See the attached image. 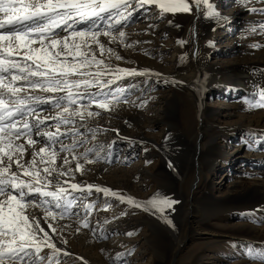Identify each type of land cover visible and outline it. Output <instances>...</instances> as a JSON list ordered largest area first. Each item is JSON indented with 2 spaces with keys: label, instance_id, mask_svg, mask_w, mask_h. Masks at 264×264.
Returning <instances> with one entry per match:
<instances>
[{
  "label": "rangeland",
  "instance_id": "1",
  "mask_svg": "<svg viewBox=\"0 0 264 264\" xmlns=\"http://www.w3.org/2000/svg\"><path fill=\"white\" fill-rule=\"evenodd\" d=\"M263 1L264 0H209V3L213 6L214 15L223 16L224 19L217 27L216 32H214L212 36L205 39H203V37L198 38L197 36V33L202 34V17L204 19L208 17H215L214 15H206L208 12L207 5L201 4L200 10H197L195 7L193 8V11L196 10L198 15L200 13V15L202 14L203 16L200 18L197 16L195 19L196 21L184 23V31L179 34V36H175L174 34L175 30L172 26V21L174 22V20H172L170 16H172V18H185V16L190 12H187V14L183 11L166 12L167 16L163 17V21L161 20L160 23L155 24L153 29H151V33L156 35L158 38V42H156V44H153L155 43V40H151L152 35L148 32V30L139 32L140 34L142 33L141 35L145 36L144 40L141 39V42L134 39V43H132V38H129L127 35H130L131 32L135 33L133 29H139L144 26L146 24V22H144L145 20L150 21L156 17L161 18L160 13L162 10L159 7L154 8L153 6H143L135 11L136 14L139 13L138 16H135L132 9H135L136 5L134 4L135 2H132V7L129 9V11L132 12V15L128 20L122 21L120 25H117L119 30L126 33L124 44H128V40H131V43H129L132 47L129 48L145 50L142 51L144 53H146L147 50V53L153 56L154 59H157L161 63H166V73L170 75L186 74L191 71L192 66L199 64L204 72L205 78H207L206 82H213L209 90L205 92V96H199L193 93V98L195 97L193 99L195 103L194 109L191 105V101L186 97L188 95L186 94L185 96L179 93V89L183 87L181 86L182 84L170 77L166 78L160 74L158 75L160 77H153L151 74L146 73L141 74L142 76L138 75L139 77H137V75H134L132 78L126 76V80L121 79L118 84L117 82L114 83V91H119L120 88H123L125 90L124 95L128 97L129 102L136 103L134 104V106L136 105L134 109L135 112L130 110L128 106H125L127 108L123 107L124 111L121 109L111 110V112L106 111L105 113L98 110L94 111L99 112L100 115L86 119V121H84L85 126L79 129L80 132L85 133L89 142H86L83 146L78 147L77 151L83 153L89 148L93 149V151L99 149L101 157L99 160H96L92 153H89V156L95 160V163H99V166H106L107 171L122 168L125 172L135 170L139 173L140 178L138 177V180L136 179V186H138L140 192L142 193L138 200L140 203H143L151 200L154 196H156V194H161L162 192L159 189L168 184L170 180L169 172L172 170L170 168H166L167 170L164 168V161L167 162L168 157L165 151H163V145L167 143L179 144V142H181L179 141L181 137L183 139L189 138L195 145V148H192V151L194 150L192 154L193 156L189 158V163L186 167L184 166V162L181 161L178 166L180 170L177 169L172 171L176 179L177 189L184 192V195L180 194V199L181 201L185 200L184 202L182 201L185 206H183V210L186 209L185 211L191 209L190 207H192V201L195 200V198L199 197L198 199L200 200L204 197L205 193L209 192L210 189L214 191L215 197L218 199H229L235 191L234 193H230V190H228L227 187L230 184V180L238 177L239 175L248 174L250 178L246 180L257 179L252 177L250 174H252V172L255 174L258 170L264 171V159H258L253 153V149H255L258 145L264 149V132L258 134L255 130L252 131L244 126H240L239 123H233L234 121L231 122V119H228L227 116H225L226 114L224 111L229 110L228 107L230 106V108L238 107L247 109L248 112L250 111L252 114H256V112L264 110V107L249 109V102L259 100V96H254V93H258L261 86H264L263 84H260V87L258 84L252 86L251 88H254L255 92L253 91L250 94L245 93L240 86H226L228 82L239 80L235 73L231 75L230 67L233 64L234 66L242 67L244 64L240 63L239 65L235 61L239 62L247 58L251 59L252 56L255 57L256 55L252 54L250 48L255 49L257 43L261 40L259 35L262 36V34H264V28L261 27V25H264V20L259 17L263 16L264 18V12H261V9H264V7H261V3H263ZM231 16L235 17L232 19L230 18ZM214 20H216V18H214ZM100 26L101 29L104 28L103 24ZM112 33L117 32L114 29L112 30ZM65 35H67V33H65ZM146 38L150 40H147ZM108 39L109 37L105 36L102 40V42L106 44V47L111 49L120 48L119 41L115 40L112 43H107L109 41ZM147 41L149 42L147 43ZM150 44L153 45L151 46ZM181 44L185 45V47H182ZM35 46L37 45H33V47ZM172 46H175L177 55H174L175 51ZM92 48L95 49V46L92 45ZM120 52V50L119 52L116 51L118 54ZM97 55L99 56V53H97ZM119 55L121 56L122 54ZM156 56L158 57L156 58ZM113 57L117 60L115 56ZM122 57L124 58V61H129L131 63L129 66L123 65L124 68L150 69V64L148 62L143 61L134 63V61L128 60L126 56L123 55ZM170 60L173 62L170 63ZM105 62L112 65V60H109V58L106 59ZM251 63L253 62H249L246 65L252 68L249 65ZM150 83H152V85H150ZM89 91L96 92L97 89L90 88ZM164 91L171 92L170 95L172 101L175 94L178 93L177 95H179L178 98L181 104V108H179L178 111V117H180L181 122L179 127L173 128L168 123L162 122L157 118L158 112H156V109L158 107L155 106L152 109V107L150 108L148 106L151 103V105H155L158 101L160 102V99H162L161 97L163 96L162 92L164 93ZM148 94H150V96H148ZM151 96L154 98H151ZM196 96L202 97L204 102L202 103L216 112L215 121L210 122L213 124H205L203 130V132L206 131L205 133L208 137H210L205 141L200 140V142L194 137L198 128L199 113L201 111L200 101L199 99L197 100ZM137 97H140V101H142L139 105L135 101L137 100ZM155 100L157 102H155ZM145 101L147 103H145ZM162 107H164L162 110V120H166L167 116L163 112H169V106L165 103ZM93 108L91 107L89 110L92 111ZM57 111H59V109L52 110V114ZM125 111L126 114L124 113ZM145 114H148L150 119L155 118L153 120L159 121V123L155 124L153 128L151 127L152 129H148L150 131L147 130L150 121H146L145 125L143 124L137 126V121L134 122L132 120V117L134 118L135 116H138L141 119V117L143 118L142 115ZM79 124L80 121L77 118V125ZM145 127L146 132L144 130L143 134L142 131V136L134 133L137 132V130L139 131V128ZM90 129L96 130L94 138L92 132L89 131ZM211 137H215L217 139L218 149L216 152L218 153V156L215 158V165L211 169H203V172L198 175V171L194 164L195 151L197 153V148L200 143L202 145L201 148H203V150H207ZM70 139L71 138H67V142H69ZM239 147H241L242 150L239 149ZM249 150L250 152L248 154L247 152ZM68 159L71 161L70 157ZM72 164L73 162L71 161V165ZM107 171L104 174H106ZM113 183L111 184L112 190H110V192L118 193L119 196L111 194L105 196L104 192L101 191L98 193L100 201L95 207L99 209H107L108 212L112 213L114 218L113 221H115L121 229H123V231L131 230L134 233V237L131 238V241L123 244V250H125V253L122 252L119 257L116 256V259H113L117 261V264H233L234 261L237 260L238 255H240L242 250L238 247V241L234 236H230L229 234L224 235L225 237H221L219 239L208 234L193 235L194 240L197 239V241L189 243L186 249L181 251L178 255H174L173 250L165 251L164 253V250L157 247L156 243L158 238L155 237L154 234L152 235V228L154 225H158L162 230L172 229V226L165 222V218H167V220H170L169 217L171 218L169 215V207H164L160 210L152 207L148 211L140 207H136L135 205L127 202V198H129L127 193L131 191L127 189L124 182H122V184L121 181L115 179ZM88 184L89 183L84 184L85 187L82 192H77V196H80V200L73 206L75 214L79 216H83L85 214L86 204L89 202L86 187ZM162 195L172 200L167 192ZM121 196L126 198L124 202H121L119 198ZM103 201L105 202L102 203ZM248 207L249 206L247 205L242 207L241 213L247 215L249 218L251 217L252 221H254V225L260 226L261 223L264 222V211L261 212L260 209L255 206L253 207L252 205H250L249 208ZM246 208L248 210H246ZM218 212L219 213L213 217V222H211V224L215 227H217L220 221H223V223L226 222L224 221V218L227 217L229 220L233 218V213L229 210H219ZM173 216L177 215L173 214ZM183 225L187 227L188 222H184ZM215 227L211 228L210 231H212ZM219 230L221 231L220 228ZM111 238H114V236ZM166 240L167 239L165 237L162 238V241ZM200 243H206L203 249H198V245H200ZM250 253L253 252L249 251L248 255ZM241 254H243V257L245 256V259L247 258V254H245V252ZM156 255L159 256L161 260H157ZM71 257H76L78 264H87L85 260L80 259L74 252H70L69 258ZM253 257H255V254ZM198 259H200V261H198ZM67 262L68 260L66 259L61 262V264H67ZM68 263L74 264L71 261Z\"/></svg>",
  "mask_w": 264,
  "mask_h": 264
},
{
  "label": "snow or ice",
  "instance_id": "2",
  "mask_svg": "<svg viewBox=\"0 0 264 264\" xmlns=\"http://www.w3.org/2000/svg\"><path fill=\"white\" fill-rule=\"evenodd\" d=\"M152 2L135 0L136 8L132 11ZM201 4L208 7L206 15L215 14L209 0H169L160 3L159 8L162 12H191L193 7L199 10ZM131 7L132 0H0V264H59L56 256L60 250L51 242L41 221L54 233L56 229L49 217L56 220L73 215L69 209L80 200L74 193L85 187L73 182L74 173L85 171L81 160L94 162L89 153L96 160L101 158L99 149L76 151L89 142L79 130L85 126L84 121L100 115L89 110L91 106L109 111V105L129 102L123 88L113 91L111 86L120 73H138L106 63L111 56L117 60L124 58L106 47L99 36L110 37L107 43L117 38L124 43L126 33L117 25L129 19ZM105 19L113 23L101 29L98 21ZM113 29L118 37L112 35ZM90 88L97 91H89ZM254 96H259V100L249 102V108L264 107V86ZM54 109L59 111L53 115ZM49 121L55 124L50 125ZM62 125L71 127L61 132ZM49 127H54L55 132L49 131ZM89 131L94 138L96 130ZM62 137H70L72 142L66 144ZM60 153L71 155L76 161L75 169L70 166L68 155L57 167ZM26 154L30 156L27 160ZM86 187L89 195L94 188L105 196H119L97 185ZM119 198L121 202L126 199ZM127 202L146 211L179 203L162 194L143 203L131 198ZM29 207L41 208L44 215H28ZM92 207L88 204L85 210ZM165 222L174 227L167 218ZM88 226L85 218L82 227ZM45 247L52 249V253L41 255Z\"/></svg>",
  "mask_w": 264,
  "mask_h": 264
},
{
  "label": "bare ground",
  "instance_id": "3",
  "mask_svg": "<svg viewBox=\"0 0 264 264\" xmlns=\"http://www.w3.org/2000/svg\"><path fill=\"white\" fill-rule=\"evenodd\" d=\"M132 2H135V0H132ZM167 2H169V0H153V2L151 4L145 3L144 6H148V7L153 6L154 8H158L160 3H167ZM134 4L136 5V3H134ZM258 4H260V3H258ZM261 7H264V1H263V3H261ZM133 14H135V16H138L139 13L136 14L135 11H133ZM160 14H161V18L156 17L150 21L143 19V20H145L144 22H146V24L144 26L141 25L142 27L139 29H133V31L135 33L131 32L130 35H127L129 38H132V43H134V39L138 42H141L142 40H144L145 36L141 35L142 33L140 34L139 32H143L146 30H148V32H150V34L152 35L151 40H155V43H153V44H156V42H158V38L156 37V35L151 33L152 32L151 29H153V26L155 24L160 23L161 20L163 21V17L167 16L166 12L161 11ZM186 14H187V12H186ZM0 15H2V14H0ZM103 15L105 17H107V13H105ZM197 16L200 18L203 15L202 14L200 15V13L198 15L196 10L195 11L192 10L190 13H188L185 16V18H177L176 17L177 18L176 19V18H172V16H170V18L172 20H174V22L172 21V26H173V29L175 30V33H174L175 36H179V34L183 33L184 23L196 21L195 19L197 18ZM234 17L235 16H231L230 18L233 19ZM259 17L264 20L263 16H259ZM214 18H216V20H214ZM214 18L208 17V18L204 19L202 17V19H203L202 34L197 33L198 38L203 37V39H205V38H208L209 36H212V34L214 32H216L217 27L222 23V20L224 18H223V16H215ZM98 23L100 25L103 24L105 27L106 24L113 23V21L105 19V20L98 21ZM77 27H83V25H77ZM125 27H126V25H125ZM125 27H123V28H125ZM112 35L117 36V33H112ZM104 37L105 36L103 34H101L99 36V39L102 41L104 39ZM106 37H108V36H106ZM259 38L261 40L257 43V46L255 47V49L250 48V51L252 52V54L253 55L256 54L255 57L252 56L251 59L247 58V59L241 60L239 62L235 61L239 65H240V63H243L244 65H242V67L234 66V64L231 63V64H233L230 67L231 75L233 73H235L236 76L239 78V80H236V81L234 80V82H228L226 84V86H228V85L236 86L237 85V86H240L245 91V93L250 94L254 91V88H251L252 86H254L256 84H258V86L260 84L264 85V34H262V36L259 35ZM109 39H110V37H109ZM116 40L119 41V44H120V48H118V49L121 51L119 53V54H122L121 56H123V55L126 56L128 58V60H130V61L132 60V61H134V63L135 62L139 63V62H143V61L148 62L150 64V69L149 68H143V69L141 68L140 69L139 67H138L139 69H127V68H124L123 65L129 66L131 64L129 61H124V59L118 61V60H115L113 56H111L109 58V60L110 59L112 60V65L114 67H118L120 69H125V70H135L138 73L137 77H139L138 75H141L143 73L151 74L153 77H157L160 74L166 78L170 77V78L178 81L179 83L182 84L181 86H183L185 88V89L183 87L180 89L178 88L179 93L183 94L185 96H186V94L188 95L186 97L189 98V100L191 101V105L194 109H195V103L193 100L195 98V97L193 98L194 94L199 95V96H205V92L207 90H209V88L211 87V84L213 81H210V82L207 81L206 82L207 78H205L204 72H203V70L199 64L192 66L191 71L186 73V74L170 75V74L166 73V69H165L166 63L164 64V63L159 62L157 59H154L153 56H151L149 53H147L148 52L147 50H146V53H144L142 51H145V50L132 49V48L127 47L126 45L130 44L131 40H128V44L121 43L119 38H117ZM147 40H150V39H147ZM148 42L149 41H147V43ZM94 46L96 48V45H94ZM181 46L185 47V45H183V44H181ZM114 49L117 52H119L118 49H116V48H114ZM175 49L176 48L174 46L173 50L175 51ZM256 50H258V51H256ZM140 52H142V53H140ZM253 52H255V53H253ZM97 53H99L98 50H97ZM174 55H177L176 51H175ZM157 57L158 56H156V58ZM171 62H173V61L170 60V63ZM249 62H253V63L249 64L252 68H250L249 66L246 65ZM126 76H129L131 78L134 77V75H127L125 73H120L119 79L116 80L117 84L119 83V81L121 79H125ZM158 77H160V76H158ZM150 85H152V83H150ZM150 85H148V86H150ZM111 87H112V90L114 91L115 90L114 84ZM94 89H96V88H94ZM105 91H108V89H105ZM170 93L171 92H166V91H164V93L162 92L163 96L161 97L162 99H160V102L159 101L157 102L155 100V102H157V103H155V105L154 104L151 105L152 104L151 103L148 106L150 108L152 107V109H153V107L157 106L158 107L156 109V112H158L157 118L160 119L162 122L168 123L171 127L175 128V127H179V125H181L180 117H178V111H179V108H181L180 107L181 104H180V101L178 98L179 95H177L178 93L174 95L175 97L173 98V101L171 100ZM62 94L63 93H57L56 95H62ZM46 95H51V94H46ZM148 96H150V94H148ZM109 98H111V97H109ZM151 98H154V97L151 96ZM136 99L137 100H135V101L139 105L142 101H140V97H137ZM198 99L200 101L199 103H200V110L201 111L199 113L198 128L196 130L194 137L196 140L198 139L200 142V140L205 141V140H207V138L210 137V136L208 137L207 134L205 133L206 131L203 132V130H204L205 124L209 125V124H211L210 122L215 121L214 119H215L216 112L212 108H209L205 104H203L204 102H203L202 97H197V100ZM145 103H147V102L145 101ZM165 103H167V105L169 106L168 107L169 112H167V113H165V111L163 112L167 116L166 117L167 119L162 120L163 119L162 110L164 109V107H162V106ZM134 104H136V103L121 102L118 105H115L114 107L112 105H109V108L111 110H115V109L123 110L124 109L123 107L128 106V108L130 110L134 111L135 106H136V105L134 106ZM235 105H237V104H235ZM91 107L92 108L94 107L92 109V111L98 110L102 113L106 112L104 109L97 108L95 105H92ZM230 107H228L229 110L224 111V113L226 114L225 116H227L228 119H231V122L234 121L233 123H239L240 126H244L248 129H251L252 131L255 130V132L258 134L264 132V110L256 112V114H252V112H250V111L248 112V110L244 109V108H238V107L230 108ZM125 108H127V107H125ZM111 110H109L108 112H111ZM120 113H121V111H120ZM124 113L126 114V111ZM195 113H196V110H195ZM47 114L48 113H45V115H47ZM54 114L55 113H53V115ZM142 116H143V118L141 117V119L138 116H135L134 118L132 117V120L134 122L137 121V126L143 125V124L145 125L146 121L147 122L150 121L149 126L148 127L146 126L147 130H148L151 127L153 128V126H155V124L159 123L158 120H153L155 118L150 119L148 114L147 115L145 114ZM48 123L50 125H54L55 121H49ZM66 127H71V126L70 125H68V126L62 125L61 126V132H63ZM146 127L145 128H139V131L137 130V132H134V133L142 136V131L144 134V130L146 132ZM48 130L55 132L54 127H49ZM148 131H150V130H148ZM150 135H152V134H150ZM210 135H211V133H210ZM62 138L64 139L66 144H70L72 142L71 139L69 142H67V140H66L67 138L69 139L70 137H62ZM41 139H45V138L41 137ZM149 140H151V139H149ZM216 140L217 139L215 137H211L209 140V145H208L207 150L205 148H204L205 150H203V148H201L202 145L200 143V145L197 148V153L195 151V155H194L195 156V163L194 164H195V167L198 171V175H200L203 172V169L204 170L205 169H211L212 167H214L215 161H216L215 158H216V156H218V153L216 152L218 149ZM179 141H181V142H179ZM179 141L178 142H179L180 146H179V144H176V143H173V144L167 143V144L163 145V151H165V153L168 157V161L167 162L164 161L165 162V164H164L165 169L170 168L172 171L177 170V169H179L178 166L180 165L179 163H181V161L184 162V164H185L184 166L186 167V165L189 163V158L191 156H193L192 154H193L194 150L192 151V148L193 147L195 148V145L193 144V142H191L189 138L183 139L182 137L179 139ZM192 145H194V146H192ZM35 147L38 149L40 147V145L37 144ZM239 149L242 150L241 147H239ZM262 149H263V147H261L260 145L256 146V148L253 149V151H254L253 153L255 154V156L258 159L259 158L264 159V150H262ZM249 152H250V150L247 153L249 154ZM77 153H82V152L77 151ZM65 155H68V158L70 157L71 161L73 162V164L70 166L73 169H75L76 161L72 160L71 155H69L67 153L59 154V156L56 158L57 167H59V165L61 164L62 159ZM29 158H30V156L26 154L25 159L27 160ZM92 160L95 161L93 158H92ZM80 162L84 164L85 171L83 173L75 172L74 173L75 180L73 182L82 183V184L89 183L91 185L100 186L102 189L107 188L109 190H112L111 184L116 179V180L121 181V183L124 182V185L127 186V189L129 191H131V192L128 191L129 193H127V196L129 198H131L132 200L140 203L138 198H140L139 196H141L142 193L140 192L138 186H136V179L138 180L139 173H137L135 170L125 172L122 168L121 169L116 168L118 170L114 169L113 171H107V167L104 166L103 164H102L103 166H99V163L97 164L95 162L87 163L83 160H81ZM161 162H162V160H161ZM106 171H107V173L104 174ZM172 171L169 172L170 180H169L168 184L161 187L159 190H161V192H162L161 194H163V193L165 194V192H167L172 200L178 201L179 203H176V204L172 205L171 207H169V215L171 216V218L169 217V219L172 222V225H174V227L173 226L171 227L172 228L171 230H162L161 228H159L158 225L153 226L152 235L154 234L155 237L158 238V241L156 243L157 247L159 249L164 250V253H165V251L173 250L174 251L173 254L178 255L179 253H181V251L186 249V247L189 245V243L197 241V239L194 240L193 235L208 234L211 236H215L219 239L221 237H225L224 235L229 234L230 236H234L235 239L238 241V245H239L238 247L242 250L241 253L245 252V254H247V258L245 259L244 258L245 256L243 257L242 256L243 254L240 253V255H238V257H237V260L234 261L233 264H264V222L261 223L260 226H256L253 224L254 221H252L251 217L249 218L247 215L241 213L242 207H244L246 205L249 207H250V205H252L253 207L255 206L258 209H260L261 212L264 211V171L258 170L255 172V174H254V172H252V174H250V175L254 178H257L255 180H246V179L250 178V176L248 174L247 175H241V176L239 175L238 177H235L232 180H230V184L227 188H228V190H230L229 191L230 193H232V192L234 193V191H235V193L231 197H229V199H226V200L218 199L217 197H215L214 191L212 189H210L209 192L205 193L204 197L201 198L200 200L198 199L199 197L195 198V200L192 201V207H190L191 209L187 210V211H185L186 209L183 210V206H184L183 202L185 200L184 201L182 200L183 201L182 202L180 199V194L184 195V192H181V191H179V189H177L176 179H175V176L172 173ZM127 173L129 174V177H128ZM128 178H130V179H128ZM254 178H252V179H254ZM25 179H27V177H25ZM65 187H67V185H65ZM74 194L77 195V192H75ZM88 197H89V199H88L89 202L87 201L88 203L86 204V206L88 204H92L93 207L87 211L85 210L86 212L83 216L82 215L79 216V215L75 214V211L73 210L74 207H72L71 209H69V211L73 214L71 216H66L64 219H60L59 217H57L56 220H51V218L49 217V221L53 224V227L56 229V231L54 233L52 232L51 229L48 228L47 224H45L43 221H41V226L44 227L45 230L48 231L49 235L51 236V242L54 243L56 245L57 249L60 250V252L56 256V260L59 261V264H61V262L65 261L66 259L68 260V262L71 261L74 264H78V260L76 257L69 258V255H64V252H68V251H69L68 253L74 252L80 259L85 260L87 264H117L116 263L117 261L113 260V259H116V256L119 257L122 252L125 253V250H123V244H125V242L131 241V238L134 237V233L131 230L123 231V229H121V227L115 221H113L114 218L112 216V213L108 212L107 209H104V208L99 209V208L95 207L96 204H98V202L100 201L99 200L100 197L94 188L92 190L91 195L88 194ZM86 199H87V197H86ZM104 202L105 201H103L102 203H104ZM225 209L229 210L233 213V218L229 220L226 217V218H224V221H226V222L223 223V221H220L218 223L217 227H215L213 224H211V222H213V217L216 216L217 213H219L218 212L219 210H225ZM246 210H248V209L246 208ZM57 211H59V210H57ZM27 213L30 216H36V217H40V216L44 215L43 210L41 208L29 207L27 209ZM173 214L174 215L176 214L177 216H173ZM85 218L87 219V222L89 225L88 227H82V224H83ZM184 222H188L187 227L183 225ZM162 227L164 228V226H162ZM213 227H215V228L212 231H210V229ZM219 228L221 229V231L219 230ZM77 229H79V230H77ZM164 229H166V228H164ZM206 231H208V232H206ZM129 233H131V235H129ZM112 236H114V238H111ZM163 237H165L167 240L162 241ZM65 241H66V243H65ZM144 242H146V241H144ZM205 244L206 243H200V245H198V247H199L198 249H201V248L203 249ZM142 246H144V245H142ZM249 251H251L253 253H250L248 255ZM51 253H52V249L45 247L43 249V252L41 253V255L51 254ZM254 254H255V257H253ZM256 254H257V256H256ZM157 255H158V253H157ZM156 259L161 260L159 256H157ZM198 261H200V259H198ZM68 262H67V264H69Z\"/></svg>",
  "mask_w": 264,
  "mask_h": 264
}]
</instances>
